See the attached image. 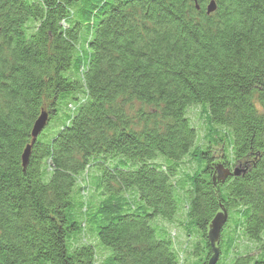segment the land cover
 Listing matches in <instances>:
<instances>
[{
  "label": "trees",
  "instance_id": "1",
  "mask_svg": "<svg viewBox=\"0 0 264 264\" xmlns=\"http://www.w3.org/2000/svg\"><path fill=\"white\" fill-rule=\"evenodd\" d=\"M261 111L264 0H0V264H264Z\"/></svg>",
  "mask_w": 264,
  "mask_h": 264
},
{
  "label": "rangeland",
  "instance_id": "2",
  "mask_svg": "<svg viewBox=\"0 0 264 264\" xmlns=\"http://www.w3.org/2000/svg\"><path fill=\"white\" fill-rule=\"evenodd\" d=\"M261 113L264 114L263 111ZM187 117L190 121V124L197 130V134L199 137V141H203L205 138V135L207 133V124H206V114L203 108L201 107H192L188 109ZM52 124L50 125L53 126L54 122H51ZM215 130V129H214ZM213 157L215 160L216 165H221V147L219 145H215L213 147ZM164 160V159H163ZM164 162H167V160H164ZM187 159L183 160L184 166L183 169L184 171H190L192 168V163H188ZM218 175L221 174V169H218L217 171ZM224 226V225H223ZM223 228V227H222ZM170 234H173V240L176 244L177 250L180 251L181 247L185 245V235L184 232L178 229L170 228ZM182 259L183 263L182 264H191L192 259L187 255L186 252L182 253Z\"/></svg>",
  "mask_w": 264,
  "mask_h": 264
},
{
  "label": "water",
  "instance_id": "3",
  "mask_svg": "<svg viewBox=\"0 0 264 264\" xmlns=\"http://www.w3.org/2000/svg\"><path fill=\"white\" fill-rule=\"evenodd\" d=\"M215 10V4L214 2H210L207 7H206V13L210 14L212 12H214ZM47 119H46V114L42 113L40 115V117L37 119V121L34 123L33 128H32V132H31V136L33 139L36 138V136L40 133V131L43 129L45 123H46ZM28 154H29V148H26L23 156H22V165L25 166L26 162H27V158H28ZM239 170L236 168L234 169L232 174H229L228 172H221L220 175H218L219 179H224L230 175L233 176H237L238 175ZM226 221V216L224 213H218L214 219L212 220L211 224H210V228L207 234L208 240L210 245L213 247L214 244L217 243L218 239H219V234L220 231L223 227V225L225 224ZM214 255L211 257V259L207 262V264H215L217 259H218V254L216 252V250L213 251Z\"/></svg>",
  "mask_w": 264,
  "mask_h": 264
}]
</instances>
